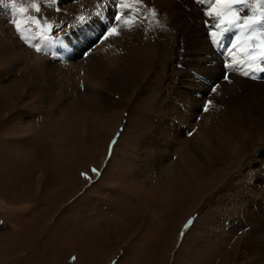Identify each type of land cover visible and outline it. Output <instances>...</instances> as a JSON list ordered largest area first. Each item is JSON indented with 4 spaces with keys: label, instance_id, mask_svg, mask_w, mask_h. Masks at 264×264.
I'll return each instance as SVG.
<instances>
[{
    "label": "rangeland",
    "instance_id": "rangeland-1",
    "mask_svg": "<svg viewBox=\"0 0 264 264\" xmlns=\"http://www.w3.org/2000/svg\"><path fill=\"white\" fill-rule=\"evenodd\" d=\"M50 2L15 0L13 6L0 0V264H264L253 249L260 247L253 232L264 212V192L257 185L264 168V125L254 134L240 128L238 135L253 150L241 152L235 145L219 162L193 157L192 145L183 140L164 142L171 138L165 126L169 115L163 113L171 90L165 86L175 85L168 67L181 62L178 55L168 64V55L147 46L159 41L155 31L141 60L147 64L144 86L124 96L115 90L114 104L108 103L107 93L93 86L80 65L65 61L64 68L49 58L64 43L74 48L77 33L71 30L73 38L58 39L54 47L28 22L43 17L42 26L46 20L58 31L69 15ZM2 5L27 12L15 17ZM14 22L21 23L23 36L27 28L39 39L21 38ZM161 27L179 46L177 30ZM91 55L107 77L114 66L113 44L95 40ZM41 69L49 76L37 86ZM48 85L52 96L45 93ZM85 95L94 103L84 102ZM193 135L194 129L184 138ZM190 219L193 225L185 229Z\"/></svg>",
    "mask_w": 264,
    "mask_h": 264
},
{
    "label": "bare ground",
    "instance_id": "bare-ground-1",
    "mask_svg": "<svg viewBox=\"0 0 264 264\" xmlns=\"http://www.w3.org/2000/svg\"><path fill=\"white\" fill-rule=\"evenodd\" d=\"M50 1L52 2V0ZM54 1L62 5L60 8L66 12V16L69 15V18H67V22H64V20L57 25L59 28L58 31L55 29L56 32L53 33L52 31L51 38L49 39L51 41L50 46L55 47L58 39H60L59 43H64L67 38L72 39L71 30L75 31L77 35L74 40V46L76 48H73L72 44L69 46L68 43H64L66 46L59 47L60 53H56L52 50L53 57L59 63H63L64 68L66 67V64H64L66 63L65 61H70L69 64L75 62L74 64L80 65L79 67L84 69L87 74L85 76L89 77L92 83H95L93 86L99 85L98 87L102 88V92L107 93L106 100L108 103L114 104V102L111 101H115L114 99L116 96L114 98L112 95V92L115 90L122 92L124 96V93L129 89H142L145 83L143 79L146 74L144 73V64L146 63L143 64L141 60L144 58L143 53H145L146 48H148L145 44L148 42L149 36L153 35L156 31L159 33V38L156 37L159 41H157L156 44L148 43L147 46H155L153 48H158L159 54H162L161 57L168 55L170 59L168 60V64L173 60L175 61L174 58H171L172 54L178 55V58L181 60V62L178 61L174 63V65H171V67H168L170 72H168L167 75L170 76L175 85L171 83L165 86L166 89L169 88L171 90H169V95L167 94L168 98L166 97L164 100L166 105L163 108V113L169 115L167 125L165 126L169 128L168 137L169 130H171V138L168 140L165 139L164 142H171L172 137L174 141L179 143L183 140L192 145L193 152H195L193 157H212L218 160V162L230 156L229 149H233L235 145L239 147L238 150L241 152H246L249 148L250 151L253 150L252 144L249 145L248 140H245V136H239L238 134L240 128L254 134V129H258L260 126L264 125V73L258 71L253 72L252 68L248 67L249 63L253 64V66L257 64L264 66V63L259 60L250 61L248 59L249 51H259L258 48L254 49L253 46L260 42L261 37L254 34H247L241 29H234L231 32H227L226 37H231L233 35L235 40H232L231 44L229 42L226 45H218L219 48L224 49L227 53H219L217 50V38H210L208 35L209 29L204 25V21L207 19L205 12L210 10L212 0H144V4L147 5V7L142 10L140 15H147L149 8H155L157 10V19L160 20L163 25H169L171 28L177 30L176 45L179 44V46H174L175 42H170L172 39L170 40V35L168 36V34H166L167 30H162L164 27H161V23L159 25L154 24L150 16L147 20L137 23L131 29L124 26L121 21H116L114 18L119 9L111 0H105L103 4L99 3L98 0ZM70 1L74 3H67ZM249 3L254 4L255 0H249ZM75 4H78L76 5L77 7ZM89 6L91 9H89ZM261 7H264V5H261ZM97 11H102L103 15L97 17L95 14ZM161 11L164 12L162 20L160 19V14H162L160 13ZM245 11H247L249 15L252 14L250 9H246ZM243 14L242 12L241 15ZM81 15L85 17L83 22L79 19ZM128 15L129 13L127 11L123 13L124 18ZM23 16H25V13ZM68 23H70L69 26ZM24 24L22 26H25ZM107 25L108 27H106ZM111 27H118L120 35L105 39L106 32ZM146 29L150 31V34L148 33L147 35L149 31ZM28 30L29 31H27V28H24L26 32V34L25 32L24 34L28 37L30 43V35L37 37V31L32 32L30 29ZM218 30L219 29H216L215 31ZM34 33L36 35H34ZM55 33L57 36L53 38L52 36ZM65 35L66 37H64ZM38 39L39 37L36 38V40ZM95 40H100L101 42L105 41L114 46V66L111 69V64H107L109 67L107 66L106 69H111L109 72L107 71V73L104 72L107 74V77L102 76V70L104 69L101 70L98 64L99 61L97 62L96 59H92L91 45ZM233 45H235V47H233ZM89 52L90 54H88ZM84 55L89 58L82 59ZM62 57L64 58L60 61L58 58ZM65 57L72 59L68 60ZM199 57L201 59H199ZM162 60H160V62ZM200 60L201 62L207 60L209 63H206V65L199 64ZM240 61H243V63H240ZM109 62L110 61H108V63ZM227 62L231 65L237 63V70L226 72L227 69L225 68V64ZM42 69L38 72V76L35 79V84L37 86H43V83L47 81V76H49V73H47L48 71ZM243 71H249L251 75L244 76L242 74ZM226 74L228 77L227 79H225ZM252 75L257 78L252 79ZM258 81L259 83H257ZM214 86H218L215 92L212 91ZM204 88L206 92L202 91ZM190 89L193 91L190 92ZM52 91L53 86L48 85L45 93L47 96H52L54 93V91ZM88 96H82L83 101L89 102V104L91 102L94 103L92 100L88 99ZM182 100H185V103L182 104ZM208 100L214 101V104L209 106V111L204 112L202 109ZM178 101L182 110L177 106ZM115 104L117 106V104L120 105L122 103L117 101ZM179 112L182 113L181 116ZM168 115L166 117H168ZM193 129V140L189 141L187 138H184L185 132L190 133ZM236 135L238 138L237 141H234L232 138ZM196 140L201 141V143L197 144ZM194 143H196V146H193ZM261 170L262 174L258 178L260 181L257 185H261L264 192V168H261ZM262 209L264 210V200L262 201L260 210ZM253 211L254 210H252L251 215H253ZM260 212L262 216H260V219L258 218L255 223L260 222L257 224L256 230H254L255 232H253L254 240L260 247L256 246L253 249L258 260H264V212ZM253 217H258L257 211Z\"/></svg>",
    "mask_w": 264,
    "mask_h": 264
},
{
    "label": "snow or ice",
    "instance_id": "snow-or-ice-1",
    "mask_svg": "<svg viewBox=\"0 0 264 264\" xmlns=\"http://www.w3.org/2000/svg\"><path fill=\"white\" fill-rule=\"evenodd\" d=\"M11 2L15 3V0H11ZM98 2L103 4L105 3V0H98ZM111 2L115 3L119 9L114 19L116 21H121L123 25L128 29H131L134 25H136L137 23H141L143 20H147L149 16L151 17L154 24H160V20L157 19V10L155 8H149L147 15H140L142 10L147 7V5L144 4V0H111ZM261 5H264V0H255L254 4L249 3V0H212L210 4V10H207L205 12V16L207 17V19H205L204 25L209 29L208 35L210 36V38L215 39L221 36L222 33L231 32L234 29H241L247 34L258 35L259 37H261L260 42L253 47L254 49L258 48L259 51H249L248 59L250 61L259 60L260 62L264 63V7H261ZM33 7L35 8L36 12L41 11L40 7L36 5H33ZM246 9H250L252 14L249 15L247 11H245ZM125 11L129 13L126 18L123 17V13ZM17 12L19 14H24L27 12V8L19 7L17 9ZM242 12L244 13L243 15H241ZM95 14L97 17H100L103 15V12L97 11ZM41 19L44 18L31 17L28 22L35 24L36 27L40 29V37L45 40H49L50 37L47 35V33L53 31V25L51 23H47V21L45 20V25L42 26ZM79 19L83 22L85 20V17L81 15ZM14 26L18 32H21V38L27 39V37L23 36V33L21 31V23L14 22ZM216 29H221L222 31H215ZM119 35L120 32L118 30V27H111L106 32L105 39H107L108 37ZM34 47L36 51L42 50L38 45H34ZM233 47H235V45H233ZM240 63H243V61H240ZM231 67V64L226 65V68ZM248 67L252 68L253 72L258 71L264 73V66H261V64L253 66V64L249 63ZM242 74L244 76L251 75L249 71H243ZM227 78L228 77L226 74L225 79ZM251 78L256 79L257 77L252 75ZM216 87L218 86L213 87V92L216 91ZM211 104V100L206 101L202 111H209V106ZM92 171L95 173L97 172V169L93 168ZM82 175H84L88 180L91 179V177H89L86 173H82ZM192 225L193 220L190 219L184 227L185 229H189ZM183 234L184 233L182 232L181 235Z\"/></svg>",
    "mask_w": 264,
    "mask_h": 264
}]
</instances>
